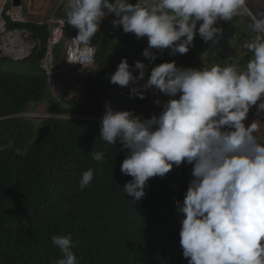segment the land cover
Here are the masks:
<instances>
[{
  "label": "trees",
  "instance_id": "16d2710c",
  "mask_svg": "<svg viewBox=\"0 0 264 264\" xmlns=\"http://www.w3.org/2000/svg\"><path fill=\"white\" fill-rule=\"evenodd\" d=\"M59 1L53 0L57 6L48 8L45 18L37 16L25 23L10 20L9 29L6 24L8 32L27 33L35 47L23 60L0 57V264H57L63 256L51 238L68 234L77 264H187L179 243L183 217L175 201L184 198L192 165H174L164 177L150 178L139 201L122 192L132 179L120 171L127 152L120 150L119 143L108 144L99 136L105 106L150 118L160 111L154 101L164 102L148 90L139 99L130 94L134 86L118 89L109 76L122 58L130 67L134 61L144 63L145 73L172 61L183 68L208 67L213 60L242 68L252 57L244 47L256 35L250 27L252 17L241 12L231 21H219L215 26L221 31L213 40L205 43L197 35L183 55L153 49L157 59L151 64L142 55L148 47L146 37L137 39L113 28L108 38L104 27L109 24L103 19L91 41L99 48L94 64L63 73L65 33L52 48L57 73L48 77L41 61L47 50L48 19L65 18L66 0ZM260 3L264 6V0H245L254 17L264 18ZM21 8L26 9L23 2ZM228 44L232 45L229 51L224 48ZM53 79L63 84L58 96L50 89ZM41 105L46 117L21 116L37 112ZM91 150L102 151L103 161L94 160ZM90 168L93 180L81 189L82 174Z\"/></svg>",
  "mask_w": 264,
  "mask_h": 264
},
{
  "label": "clouds",
  "instance_id": "9594fccd",
  "mask_svg": "<svg viewBox=\"0 0 264 264\" xmlns=\"http://www.w3.org/2000/svg\"><path fill=\"white\" fill-rule=\"evenodd\" d=\"M5 6L2 14L10 12L12 22H17L14 12L4 11ZM247 11L245 0H137L135 4L66 0L60 23L72 30L66 42L76 34L70 39L76 45V60L69 63L94 64L96 47L91 41L100 22L112 14L114 29L147 38L142 55L151 64L157 59L153 49L186 54L197 35L207 43L220 33L215 26L219 21H231ZM250 27L256 35L244 45L252 53L244 67L221 66L214 60L200 68L178 67L175 61L161 63L151 68L145 83L129 89L139 99L149 89L167 96L163 104L154 101L160 106L158 115L143 118L106 105L101 117L99 136L108 144L119 143L120 150L127 152L120 171L132 179L121 190L134 201L144 197L150 178L164 177L174 165H192L184 198L175 201L183 217L179 243L187 264H264V141L254 135L264 124L255 120L246 127L244 123L253 106L258 113L264 112V18L253 17ZM145 68L140 61L130 67L122 58L109 76L110 83L121 88L137 85L144 79ZM90 152L94 160L103 161L102 151ZM93 176V169L85 171L80 188ZM51 241L63 256L57 264H77L71 234L54 235Z\"/></svg>",
  "mask_w": 264,
  "mask_h": 264
},
{
  "label": "rangeland",
  "instance_id": "374dc122",
  "mask_svg": "<svg viewBox=\"0 0 264 264\" xmlns=\"http://www.w3.org/2000/svg\"><path fill=\"white\" fill-rule=\"evenodd\" d=\"M1 1L4 3V2H6V3H9L8 4V7H10V8H8L7 10H9L10 9V11L13 13L14 11L12 10V8H11V3H12V1L13 0H0V4H1ZM26 1H28V5H32V9H31V11H33V15L34 16H32V15H30L28 12H27V10L24 8L23 9V11L21 10V9H18V8H16L15 7V10L16 11H18L22 16H23V19L21 18V17H18V16H20V15H17L16 16V18L17 19H22V20H17V22L18 21H22V22H27V21H31L33 18H36L37 16L40 18L41 17V13L43 12V9H44V7H46V6H48V0H20V2H25L26 3ZM44 4V6H42L43 4ZM36 4V5H35ZM263 3H260V6H262L263 7V10H264V6L262 5ZM20 8H21V6H20ZM39 9V10H38ZM7 10H5V11H7ZM41 12V13H39V15L36 13V12ZM25 14V15H24ZM110 16L109 17H106V18H104V21H106L105 23H108L109 24V26H106V27H104V28H107L108 30L105 32V35L108 37V38H110L111 37V34H112V29H113V27H112V24H111V21H112V16L113 15H111V14H109ZM4 16V17H3ZM0 17H1V19L2 20H4L5 21V23L8 25V29H9V23H10V19H8L7 17H5V13H3L2 15H1V13H0ZM37 17V18H38ZM51 18V17H50ZM49 18V19H50ZM67 29L68 30H70V27L67 25ZM15 32H19L18 30H16ZM69 32H72V30H70V31H67V34L69 33ZM9 33H12V32H8L6 29H5V31L3 32V31H0V46H1V44L3 45V43H4V38L5 37H7L8 36V34ZM23 41H24V43L29 47V51H31L32 49H33V46L35 45V42H31L30 40H29V35L26 33V34H24V37H23ZM223 43V42H222ZM65 45V44H64ZM232 45H227V46H224V48H226L227 47V50L229 51V49L230 48H232L231 47ZM2 47V46H1ZM236 47H239V45L237 46L236 45ZM99 50V48L98 47H96V51H98ZM28 51V52H29ZM30 53V52H29ZM226 56H228V55H230V53H227V54H225ZM28 56V55H27ZM66 69L64 68L63 69V73H65V74H68L67 73V70L65 71ZM149 73L150 72H148V73H145V76H144V79L143 80H141V81H139L138 82V84L137 85H133V84H131L132 86H134V87H139L140 85H142L143 83H145L146 81H147V79H148V76H149ZM51 89H52V94L54 95V96H58L60 93L62 94V92H63V84H62V82H60L59 80H57V79H55V80H53V81H51ZM148 91H150V92H152L153 94H155L157 97H159L160 99H162V100H166L168 97L167 96H165L164 94H162V93H159V92H155L153 89H149ZM67 93V92H66ZM67 94H71L70 92H68ZM78 97H79V99L81 98V100L82 99H84V96L82 95V96H80V95H78ZM44 108H45V106L44 105H41L40 107H38V109H37V112H35V113H33V114H25V116L26 117H30V118H33V117H39V118H42V116H45V115H43V114H41V113H45L44 112ZM249 113L250 114H254V113H257V107L256 106H253L252 108H250V110H249ZM35 119V118H34ZM35 120H37V119H35ZM263 127L264 126H258L257 127V129H256V131L254 132V134L255 135H258V134H260L261 135V133H262V131H263Z\"/></svg>",
  "mask_w": 264,
  "mask_h": 264
},
{
  "label": "built area",
  "instance_id": "2783aa9c",
  "mask_svg": "<svg viewBox=\"0 0 264 264\" xmlns=\"http://www.w3.org/2000/svg\"><path fill=\"white\" fill-rule=\"evenodd\" d=\"M134 1L137 2V0H134ZM5 3L6 2H4V3L1 2V4H0V13L1 14L3 12ZM5 15L8 16L10 19L12 18L11 13L8 11L5 13ZM17 20H22V19H17ZM11 21H12V19H11ZM60 21L61 20H55L53 17L48 21L49 37H48V42H47V46H46L47 50H46L44 58L41 61V67L46 71V73L48 75H52V71H53L52 48L59 43V41L61 40V38L65 32V30L67 29L66 24L63 27V25L60 23ZM4 26H5V23L3 22V31L5 30ZM62 32H63V34H62ZM75 36H76V34L71 35L65 44V51H64V54H65L64 57H65V63H66L65 69H70L73 67L87 68V67L92 66V65H88L87 63H81V65L79 63H69V62H75V60H76V53H75L76 45L73 44L72 41H70V39L74 38ZM93 47L95 48V46H93ZM130 86H131V84H129L125 88H128ZM125 88H121L120 86H118V89H125ZM261 99L264 100V97H262ZM260 102L261 101H258L257 104H259ZM255 120H259L262 124H264V112H260V113L257 112L254 114L248 113V116H247L246 120L244 121L245 126L247 127L250 123H252ZM255 136L259 140L264 141V127H263V131H262L261 135L259 134V135H255Z\"/></svg>",
  "mask_w": 264,
  "mask_h": 264
},
{
  "label": "bare ground",
  "instance_id": "6f19581e",
  "mask_svg": "<svg viewBox=\"0 0 264 264\" xmlns=\"http://www.w3.org/2000/svg\"><path fill=\"white\" fill-rule=\"evenodd\" d=\"M13 15L17 16L21 14L14 9ZM0 31H3V21L1 18H0ZM25 43L22 42V39L18 36V34H14L13 36L9 34L7 37L4 38V43L3 45L1 44L2 46L1 49L3 53L6 55H12V56H18V57L27 56L28 53L30 52L29 51L30 49Z\"/></svg>",
  "mask_w": 264,
  "mask_h": 264
},
{
  "label": "water",
  "instance_id": "95a60500",
  "mask_svg": "<svg viewBox=\"0 0 264 264\" xmlns=\"http://www.w3.org/2000/svg\"><path fill=\"white\" fill-rule=\"evenodd\" d=\"M20 4H21V2H20V0H13L12 1V5L14 6V7H19L20 6ZM245 7H246V5H245ZM247 8V7H246ZM247 13L253 18L254 16L252 15V13L250 12V10L247 8ZM9 34H11V36H13L14 34H18V36L22 39V37H23V35H24V32L23 31H19V32H12V33H9ZM22 42H24V41H22ZM34 48V47H33ZM0 57H8V58H11L12 60H14V61H17V60H23V59H25L26 58V56H20V57H18V56H12V55H6V54H4L3 53V51H2V49H1V46H0Z\"/></svg>",
  "mask_w": 264,
  "mask_h": 264
},
{
  "label": "crops",
  "instance_id": "0c3cea01",
  "mask_svg": "<svg viewBox=\"0 0 264 264\" xmlns=\"http://www.w3.org/2000/svg\"><path fill=\"white\" fill-rule=\"evenodd\" d=\"M49 2H48V6H46V7H44V9H43V12L41 13L40 11L39 12H36L38 15H39V13H41V17L40 18H45L46 16H47V13H48V11H47V9L48 8H51V6H55L56 5V3L54 2L53 3V0H48ZM54 1H56V0H54ZM63 0H60L59 1V3H61ZM42 3V2H41ZM58 3V4H59ZM43 4V3H42ZM23 5H25V7H26V10H27V12L30 14V15H32V16H34L32 13H33V11H31V9H32V5L30 6V5H28V1H26V3L25 2H23ZM36 5V4H35ZM42 6H44V4L42 5ZM57 6V5H56ZM56 8V7H55ZM21 10H22V8H21ZM39 10V9H38ZM53 16V15H52ZM14 17L16 18V16L14 15ZM18 17H21L22 19H23V16L22 15H20V16H18ZM17 19V18H16Z\"/></svg>",
  "mask_w": 264,
  "mask_h": 264
},
{
  "label": "flooded vegetation",
  "instance_id": "af4514ba",
  "mask_svg": "<svg viewBox=\"0 0 264 264\" xmlns=\"http://www.w3.org/2000/svg\"><path fill=\"white\" fill-rule=\"evenodd\" d=\"M15 30L11 31V32H14Z\"/></svg>",
  "mask_w": 264,
  "mask_h": 264
}]
</instances>
